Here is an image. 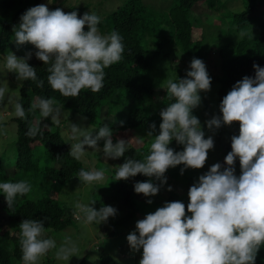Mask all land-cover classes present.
Masks as SVG:
<instances>
[{"label": "clouds", "instance_id": "9594fccd", "mask_svg": "<svg viewBox=\"0 0 264 264\" xmlns=\"http://www.w3.org/2000/svg\"><path fill=\"white\" fill-rule=\"evenodd\" d=\"M100 20L93 12H86L80 18L76 11L50 10L46 4H40L21 15L20 23L13 27L12 41L17 47L26 43L35 46L36 58L49 65L47 80L53 91L64 97H78L84 89L95 93L103 87L104 69L119 62L124 52L118 32L100 34ZM245 35L247 32L241 30L239 37ZM31 58L30 51L25 57L9 52L2 71L15 72L18 81H34L42 88L44 81L37 79L36 69L28 63ZM253 67L255 77L245 76L223 97L222 118L214 116L206 121L209 129L239 122V135L231 137L232 150L225 157L227 167L215 163L200 175L189 189L187 206L180 201L165 202L136 222V229L127 236V241L133 250L143 249L139 264H256L257 254L264 247V67L258 64ZM189 68L186 78L168 79L160 85L172 102L160 111L159 134L154 135L155 123L146 133L147 137L154 136L149 154L142 160L127 158L115 173V181L138 174L161 181V185L151 180L136 182L137 194L146 197L158 194L161 186L167 184L165 173L170 167L183 164L181 174L187 168H203L209 150L214 147L213 138H205L200 120L193 115V109L201 103L200 91L211 89V77L202 59L194 57ZM6 95L15 116L26 118L24 107L9 94L8 86H0V104ZM37 109L43 119L51 116L53 124L60 125L62 108L54 98L37 97L28 112L35 113ZM38 133L42 134L39 124H29L26 135L35 137ZM100 140H104L102 152L106 159L123 157L128 150V140L113 142V129L107 124L93 135V130L72 123L65 142H71L69 155L80 160L85 145L96 149ZM172 140L183 145V150L170 148ZM237 157L239 176L235 174ZM77 177L82 183L92 185L103 181L105 173L81 169ZM167 190L172 191V187L168 186ZM0 192L13 210L17 197L30 193L31 185L26 180L0 182ZM147 202L151 204L152 200ZM94 203L76 202L74 217L84 225H99L116 216L114 207L106 205L96 210ZM19 228L23 264H38L40 257L57 247L54 239L42 238L44 220L25 219ZM77 251L72 238L65 237L55 255L58 260L69 262L77 256Z\"/></svg>", "mask_w": 264, "mask_h": 264}, {"label": "trees", "instance_id": "16d2710c", "mask_svg": "<svg viewBox=\"0 0 264 264\" xmlns=\"http://www.w3.org/2000/svg\"><path fill=\"white\" fill-rule=\"evenodd\" d=\"M208 1L214 6L217 0H172L166 9L158 11L150 9L144 0H126L123 4L112 10L107 15L110 24L109 31H116L122 37L124 52L122 59L104 69L105 77L103 87L100 91L93 93L90 89H84L78 97H64L58 91H53L48 83L49 75L47 69L49 65L44 64L35 56L37 49L30 43H26L19 48L17 57H25L30 51L32 58L28 63L36 69L37 79L43 80V87H37L34 81H23L20 86L19 103L25 109L26 118L13 117L17 123V138L15 160L7 165L0 159V182H18L26 180L31 185V192L25 196H18L16 205L10 210L6 201L5 194L0 192V218L5 214L7 224L2 229L0 222V264H23L22 252L19 245L20 228L19 224L25 219L44 220L46 229L64 230L74 223L76 219L73 215V207H68L60 199L54 198L45 187L56 182L68 184L77 177L79 171H86L83 161L76 160L69 155L70 147L65 142L60 129H45L42 122H39V109L35 113L28 112V108L37 97L54 98L55 101L74 113L87 116L91 124L104 126L108 124L112 128L126 130H139L143 134L145 129L149 130L152 123L156 124V135L162 123L160 111L168 106L172 101L167 98L166 89L160 85L166 84L169 78L168 70L175 71L173 81L179 78H186L187 71L179 69V61H176L174 53L182 52L185 56L195 57L202 60L210 58L211 50L205 52L206 38L197 36L200 27L199 22L193 16L196 7L202 2ZM6 8V12L0 16V59L4 58L5 53L14 49L13 27L20 23V17L31 7L41 4V0H2L0 3ZM90 5L82 6L70 5L64 12L76 11L80 18L86 12H93L96 15L100 12L97 9L87 10ZM224 8L223 6H220ZM218 9V7H212ZM197 15V13H196ZM224 16V14H223ZM231 22L227 29V34L245 30V35L238 43L234 53L229 58L224 59L218 67L216 79L220 83L218 90V106L227 93L232 90L233 85L242 80L245 76L255 77L256 70L254 64L264 67V0H244V9L228 15ZM256 21L257 23H254ZM204 22L202 21V24ZM101 23L98 24V27ZM252 27H255L252 29ZM253 31H252V30ZM87 25L85 31H87ZM105 33L102 30L101 35ZM197 36V37H195ZM14 43V44H13ZM182 60V58H181ZM190 62V61H189ZM153 69L159 78L155 80L152 76ZM210 74L209 71H207ZM161 75V77H160ZM157 91L162 93V99L157 104H146V101L157 99ZM135 101L137 105L131 103ZM138 101V102H137ZM156 113V114H155ZM222 114V112H220ZM154 114V115H153ZM193 115L200 120L197 111L193 109ZM110 117L104 122L103 118ZM115 116V117H114ZM42 118V117H41ZM117 118L118 121L114 122ZM121 121L123 124L121 125ZM29 124H39L41 133L35 137L26 135ZM3 123H0L2 126ZM221 135L228 137L239 135V130L229 134L222 130ZM44 144L46 149L47 164L40 166L39 160L35 155V149ZM151 139L143 145H131L123 157L117 160L122 164L127 158L143 159L149 154ZM225 145V144H224ZM170 148L175 151H182L184 146L172 140ZM231 141L227 142V147L223 153L226 155L231 151ZM223 167H227L224 162H220ZM14 167L12 170L11 167ZM184 165L170 167L165 176L167 184H163L158 194L151 196V199L164 205L165 202L180 201L186 206L189 200L182 198L176 191L173 183L185 182L186 190L188 185L197 183V177L191 172L193 168L185 169L181 174ZM9 170V171H8ZM187 171L190 175L187 176ZM207 170L205 173H207ZM235 174H241L240 162L237 157L235 162ZM45 176V177H42ZM115 175H111L109 181V192L107 195L112 200L123 201L129 210L126 214L116 221V225L130 227L137 217V193L134 191L136 182L151 180L155 183L154 177H147L143 174L136 175L133 180H113ZM184 177L186 178L185 180ZM161 185V181L157 180ZM175 181V182H174ZM168 186L172 191H168ZM50 189V188H46ZM44 191L42 194L41 192ZM144 203H148L145 201ZM6 210H8L6 212ZM46 238V237H43ZM108 254V253H107ZM113 258L110 254L103 255L102 263H111ZM85 260L80 263L83 264ZM133 262V258L129 259ZM256 264H264V247H261L257 254Z\"/></svg>", "mask_w": 264, "mask_h": 264}, {"label": "rangeland", "instance_id": "374dc122", "mask_svg": "<svg viewBox=\"0 0 264 264\" xmlns=\"http://www.w3.org/2000/svg\"><path fill=\"white\" fill-rule=\"evenodd\" d=\"M1 1L2 0H0V3ZM125 1L126 0H52V2L50 3L49 0H41V4H46L50 10L60 8L63 11H65L70 5L82 6L88 4L90 6L87 8V10H100V12L97 13L101 18V26L98 27V30L100 34L102 33V30H104L105 33H103V35H108L111 32L108 30L110 24L108 22L107 15L112 10L123 4ZM171 1L172 0H144V2L148 4L147 6L151 10L154 9L156 11H158V9H166ZM220 6H223L224 8H221ZM212 7H218V9L215 10ZM243 9L244 0H217V3L214 4V6H212L210 2L204 1L199 6H197L196 11L193 12V16L194 18H196V22H199L200 24V27H196V29L199 30L197 36H203L204 38H206L204 47L205 52H207V50H211L210 58L203 60L206 65L207 71L210 72L209 76L211 78H215L218 76V67L220 66L221 62L224 59L232 56L239 41L242 39L239 37L240 32H231V34H227L226 32L230 22L232 21L231 18L228 17V15H231L234 12L241 11ZM6 11V8L0 4V16L3 15ZM202 21L204 22L203 24ZM254 23L257 22L254 21ZM254 28L255 27H252V29ZM19 48L21 49L22 46L17 47L16 44H14V49L11 52L17 55ZM7 53H5L3 59H0V86L7 85L9 94H11L13 98L17 102H19L20 86L22 82L17 80L18 74L15 72L2 71ZM173 56L176 57V61L180 60V70H190L189 61H191L193 57L185 56V54L182 52L174 53ZM157 72L160 73L159 70L155 71L153 69L152 71V76L155 80L159 78V73L158 75L155 74ZM168 72V79L173 80L174 74L176 72L173 71L171 73L170 70H168ZM167 80L165 82H167ZM219 88L220 83L218 82V80L211 79L210 91H200L199 94L201 96V103L197 108H195L197 114L200 117L201 127L205 133V138L211 136L214 140V147L209 150L208 158L204 167L194 169L193 171L191 170V172H193L197 179L200 175L205 174V172L209 170L213 164L224 162L225 154L223 153V150L227 147V142L229 143V141H231V138H227L226 134L225 137L224 135L220 136L219 133L222 130H226L227 134L235 130H239V122H234L230 126L222 125L218 129H209L207 127L206 121L212 119L214 116H220L222 118V114L220 113L221 111L218 106ZM156 96V100L146 101V104H157V101L162 99V93L160 91H157ZM131 105L133 107L137 105V103L133 101ZM60 106L62 108V114L60 117L61 123L59 126L53 124L51 116L44 119L40 117L39 122H42V126L45 127V129H60L61 134L63 135L65 140H67V137L70 134L72 123L81 126L87 131L93 130V135H96L99 128L103 126L91 124L87 116L76 114L71 109H67L62 105ZM13 117H15L14 110L12 108V105L7 104L6 95L5 101L3 102V104H0V123H3V125L0 126V159H3V163L6 162L7 165L14 162L16 154L15 141L17 138V123L13 120ZM109 118L107 116L103 118L104 122L106 120H109ZM116 121H118L117 118L114 119V122ZM109 127L112 128L111 126ZM112 129L113 142L115 143L118 139H125L128 140V147L136 144L143 145L149 139H151V142L154 140V136H146L147 131L145 129L142 130L144 131L142 135L139 134L140 131L137 129H132L131 131L121 128ZM158 134L159 132L156 135ZM67 143L71 148V142ZM103 144L104 140L98 141V147L96 149L85 145V153L81 157V160L83 161L88 171H104L105 178L103 181L93 182L92 185L82 183L80 179L73 180L68 184H59L54 182L51 185L46 186L44 191L51 194V196H53L54 198L60 199V201H62L68 207H73L76 202L82 204H91L92 201H95L92 206L96 210H99L102 206H112L117 209L116 216L109 217L106 223H101L99 225H97L96 223L84 225L81 220L74 219V223L64 230H44L43 237L54 239L56 241L57 247L50 250L46 255L40 257L38 264H81L80 262L83 260H85L83 264H103L102 257L103 255L108 254H110L113 258L110 264H139V261L142 258L143 249L141 248L139 252L133 250L127 241V236L131 232L135 231L136 222L138 220L144 219L148 213L155 212L159 207H162L164 205L160 204L159 201L155 203V201L152 200L151 197H146L144 194L140 193L137 195L138 205L136 209L138 213L132 225L128 228L116 225V221L127 213L129 207L123 201L112 200L107 195V193L109 192V181L111 180V175H115L121 163L117 159H106L104 157L102 152ZM35 150V155L39 160V164L41 167H43V165L47 164L45 145L40 144ZM11 169L13 170L14 167L12 166ZM186 174L188 176L190 175V172L187 171ZM42 177L45 176L42 175ZM133 178L134 177H130L127 180L131 181L133 180ZM185 179L186 178L184 177L183 180ZM155 183L159 182L155 180ZM184 185H186V183L182 181L180 183H173V186L176 188V191L182 195V198H186L187 200H189V190H186ZM188 186L190 188L192 185ZM46 188L50 189L46 190ZM44 191H42L41 194ZM149 199L152 200L151 204L144 203ZM14 204L16 205V203ZM2 210L3 208H0V211ZM7 211L8 210H6V212ZM188 215H191V213H188ZM0 222L3 224V229L7 224V218L5 214L1 216ZM65 237H71L78 248V251L76 253L77 256L71 257L69 262L58 260L55 255ZM131 258H133L132 263L129 262V259Z\"/></svg>", "mask_w": 264, "mask_h": 264}]
</instances>
